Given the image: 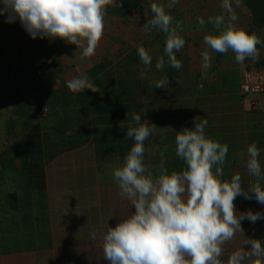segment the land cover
<instances>
[{
    "label": "crops",
    "instance_id": "1",
    "mask_svg": "<svg viewBox=\"0 0 264 264\" xmlns=\"http://www.w3.org/2000/svg\"><path fill=\"white\" fill-rule=\"evenodd\" d=\"M118 1L113 0V8ZM227 2L237 15V20L232 26L254 34L264 41V24L259 27L254 25L250 10L243 4L244 0H227ZM152 3L165 7L173 17L174 24L180 22L177 32L185 40V46L179 52H186L189 49L190 56L195 52L192 56L193 60L200 57L201 52L205 50L204 36L216 34V29L207 23L208 17H215L219 12L225 15L226 19L229 15L224 7L225 0H179L171 8L167 7L169 0H142L141 8L131 11L127 16L105 15V19L110 18L104 20L103 33L94 55L90 56L91 62L97 64L96 58L103 59L112 55L114 58L119 55L123 49L113 43V37L124 33L128 35L118 38V42L127 40L129 34L131 36L140 33L136 40L144 44L143 47L149 52L157 47L155 51L160 53L161 57L164 52L165 34L153 30L151 34L146 35L143 30V25L152 19L153 13L150 10ZM200 18L204 19V25L198 22ZM5 28H8L9 35L8 39L6 35L2 41L5 42V48L8 47L7 42L17 44L20 48L29 46L27 41H31L32 38L28 37L20 23H9ZM131 30L135 34L130 33ZM60 40L70 52V57L83 58L75 45ZM152 41L157 43L150 50L148 44ZM47 42L50 43L49 40ZM45 46H48V43ZM21 51L22 49H19V52ZM33 51L37 57L41 56L38 64L42 65L35 71L38 74L49 73L52 66L51 57L54 58L56 53L49 54L47 49L43 48ZM209 52L212 64H219L221 61L215 63V52L210 49ZM257 53L255 58H246L243 63L236 62L235 54L231 50L224 53L226 58L221 54L220 59L224 58V66L217 71L215 67L210 69L212 80L209 88L204 90L195 87L196 80L190 77L192 70L185 79H180L178 70L165 64L164 69L160 71L159 79L168 77L169 83L166 88H156V101L161 107H165L162 109V114L165 116L163 122L167 126L163 129L171 130L167 138L166 135H162L164 139L159 142L163 141L162 149L168 151L165 152L169 156L165 157L164 164L168 173L179 172L185 167L183 160L175 155L176 132L184 128H193L196 118L199 117L208 121L205 128L207 137L228 145L221 179L230 181L232 175L238 173L241 176V186L245 190L258 182L247 171L246 149L253 142L257 144L261 150L259 160L264 170V93L250 97L241 95L239 91V81L244 69L264 67V46L257 47ZM93 66L95 65L83 69L82 76L87 80L91 75L88 77L86 73ZM65 77L66 74L62 76L63 79L60 77L63 82L70 80L69 74L67 79ZM203 80L200 79V82L202 83ZM181 90L185 91L184 96H181ZM105 137L107 138L108 135ZM101 140L102 134L96 130L95 134L91 133L88 137H84L81 144L59 152L45 162L43 167L45 222L42 232L38 230L40 233L37 234L36 218L34 230L26 231L24 237L20 228H17L21 226V222L17 223L11 218V216L18 218L20 212H11L9 216L0 215V264H108L103 257V235L108 226L115 227L123 218L129 216L133 209L128 201L120 196V190L111 175L114 168L123 165L126 155H119L123 158L118 161H114L113 157L105 158L100 154L104 152L101 149L103 143ZM120 143L127 145L126 142ZM105 151L108 149L106 148ZM113 151L114 148L112 154ZM115 153L122 152L116 149ZM145 164L150 171H153L154 176L157 175L155 170L160 164V156L155 155L152 160L147 159ZM259 183L264 188V181ZM233 203L240 212L251 210L264 213V205L256 202L254 194L251 199H245L243 195L237 196ZM8 218L11 221H7ZM2 226L7 227V232ZM241 228L243 232H237L231 240L222 245L221 264H227L228 257L235 250L241 248L247 250L250 246L246 245V241L249 239H261L264 243V219L255 223L245 219L241 221ZM92 232L96 233L95 239L90 237ZM13 236H16L17 240ZM41 236L43 238H40ZM245 264H264V259L250 256Z\"/></svg>",
    "mask_w": 264,
    "mask_h": 264
},
{
    "label": "clouds",
    "instance_id": "2",
    "mask_svg": "<svg viewBox=\"0 0 264 264\" xmlns=\"http://www.w3.org/2000/svg\"><path fill=\"white\" fill-rule=\"evenodd\" d=\"M178 2L169 0L167 7ZM107 3L109 0H0V16H5L6 23L18 20L32 39L60 38L75 45L82 57H90L103 33ZM224 7L227 19L221 14L207 20L217 34L203 38L202 75L211 67L209 49L221 54L231 50L236 62L243 63L246 58H255L257 46L264 43L256 35L234 28L237 15L227 0ZM150 10L153 16L143 25L144 33L159 30L166 37L164 56L156 60L155 69H164L166 63L181 69L182 62L175 55L185 46L177 32L180 22L174 24L170 13L157 3H152ZM198 22L205 23L203 18ZM137 55L146 70L152 67V56L145 47L139 46ZM168 83V77L155 80L154 88H166ZM66 87L79 92L87 87V80L74 77L66 81ZM131 119L136 126L129 127L125 137L134 141L133 146L123 165L114 168L111 175L133 211L115 227H107L102 238L103 257L108 264H221L222 245L243 232L241 221L264 219V213L240 212L233 203L237 196L251 199L254 194L256 202L264 205V188L259 183L264 181L260 148L253 142L246 149V168L257 179L256 184L245 190L238 173L230 181L222 180L228 145L207 137L208 121L198 117L193 128L176 132L175 155L185 167L168 173L161 153L154 176L145 164V142L155 128L143 123L140 114L134 113ZM90 237L95 239L96 233ZM246 245L250 246L247 250L232 252L227 264H245L250 256L264 259L261 239H249Z\"/></svg>",
    "mask_w": 264,
    "mask_h": 264
},
{
    "label": "rangeland",
    "instance_id": "3",
    "mask_svg": "<svg viewBox=\"0 0 264 264\" xmlns=\"http://www.w3.org/2000/svg\"><path fill=\"white\" fill-rule=\"evenodd\" d=\"M111 1L106 4V16L113 15L108 12L113 5V0ZM217 15H221V13L219 12ZM4 18L5 16H0V215L9 216L12 214L11 212H20L18 218L12 216L11 218L15 219L17 223L21 222V226H17V228H20L25 237L28 231L34 230L36 218L37 234L40 233L38 230L41 232L44 230V192L41 190V178L37 171L41 169L43 172L45 162L52 156L81 144L84 137H88L91 133L95 134L98 130L102 134L101 149L104 150L100 154L105 158L113 157L114 161L121 160L123 156L119 155H127L134 143L131 138L125 137L124 133L129 127L136 126L131 119L135 113L141 115L143 123H150L154 128L158 127L145 142V147L148 149L145 154L146 163L147 159L152 160L153 156L159 157L161 153L165 157L169 156L168 153H165L168 151L162 149L163 141L159 142L164 139L162 135H166L165 138H167L171 130L163 129L164 126H167L163 122L165 116L162 114V109L165 107L163 108L157 103V90L153 85L154 81L160 78L161 71L155 69L156 60L160 57V53L155 51L157 47H154L157 41L148 44L150 50L154 48L150 51L152 67L146 70L137 55V48L144 45L138 39L136 40L141 34L136 35L132 30L130 33L135 35L130 36L129 34L127 40H122V43L118 42V38L128 34L124 33L113 37V43L118 44L121 50L123 49L119 55L114 58L113 55L103 59L96 58L97 64L94 61L91 62V57H70V52L67 51L60 38L52 40L45 38L37 43L38 47L48 51L51 47L49 45H52L56 54L50 72L38 74L35 69L39 67L41 56L37 57L34 54L31 41H27L29 46L25 48L7 42L6 46L8 47L5 48V42L2 43V41L6 35L8 39V28L5 27L9 23L3 24ZM16 22L19 23L18 20ZM209 26L212 27L211 24ZM46 43L48 46H45ZM18 48L23 52H19ZM175 55L182 62V67L178 70V77L185 79L192 70L190 77L196 80L195 87L200 90L209 88L212 80L210 69L215 67L217 71L221 66H224L223 59L226 58V55L222 54L224 58L220 59L221 62L219 64L211 62L207 73L202 75L201 56L193 60L189 49L186 52H176ZM91 65L95 66L86 73L88 77L91 75L89 80L86 79L87 87L79 92L69 90L66 87V82L62 80V76L66 74L65 78L67 79V74H69L70 80L74 77H83V69ZM21 69L23 70L20 71ZM61 69L65 70L59 73L58 71ZM204 76L206 77L204 78ZM200 79L203 80L202 83ZM182 90L180 93L181 96H184L185 91ZM21 93L24 96L23 100L34 95L26 116L31 125L39 123L40 126V148L35 151L34 156L32 153H28V149L20 148L26 133L21 131V124L10 128L11 134L6 133L9 128L7 127L8 121L16 119L12 113L14 97ZM35 102L36 105H34ZM106 135H108L107 138ZM120 142H126L127 145ZM106 148L108 151H105ZM113 148L122 153L117 154L113 151L112 154ZM7 221H11V219L8 218ZM2 229L7 232L6 226H2ZM13 237L16 239V236Z\"/></svg>",
    "mask_w": 264,
    "mask_h": 264
},
{
    "label": "trees",
    "instance_id": "4",
    "mask_svg": "<svg viewBox=\"0 0 264 264\" xmlns=\"http://www.w3.org/2000/svg\"><path fill=\"white\" fill-rule=\"evenodd\" d=\"M142 6V0H119L117 5H115V7L113 8V5L111 6V9H109L108 12H110L111 14H115L118 16H127L131 11L135 10V9H140ZM256 27L258 26H263V25H256L254 24ZM41 38H36V39H31V47L33 48V50H38L40 49L37 45V43L41 42ZM51 47H49L48 49V53L49 54H55V51L53 50L52 45H49ZM53 51V52H51ZM47 55V54H44ZM221 58V53L215 52V63H218L220 61ZM51 61L54 62V58L51 57ZM41 64H39L40 66ZM102 66V65H100ZM20 81V80H19ZM239 85H240V81H239ZM242 95V94H241ZM16 97H14L15 102H14V109L12 110V113L16 116V119H14L13 121H8L9 125L7 127V134H11L12 132H9L10 128H13L14 126H16V124H21V131L22 132H26L24 135V141H22V146L20 148H25L28 149V153H32V155L34 156L36 154L35 151H37L40 148V144H39V140H40V131H39V123H35L31 125V122H29L27 119V115L29 113V108L31 105V100L33 96H28L27 99L23 100L24 96L23 94H17L15 95ZM31 97V98H30ZM30 98V99H29ZM23 118V119H22ZM24 121H21V120ZM26 130V131H24ZM31 144V146H30ZM35 148H37L36 150H34ZM37 174L40 176L41 178V190H44V176H43V172L41 171V169H39L37 171ZM11 197V195H10ZM16 221V220H15ZM40 238H43L42 236ZM41 240V239H40ZM44 241V239H42V242Z\"/></svg>",
    "mask_w": 264,
    "mask_h": 264
},
{
    "label": "built area",
    "instance_id": "5",
    "mask_svg": "<svg viewBox=\"0 0 264 264\" xmlns=\"http://www.w3.org/2000/svg\"><path fill=\"white\" fill-rule=\"evenodd\" d=\"M2 23L8 24L5 18ZM239 91L242 95L250 97L264 93V67L244 69L241 73Z\"/></svg>",
    "mask_w": 264,
    "mask_h": 264
},
{
    "label": "water",
    "instance_id": "6",
    "mask_svg": "<svg viewBox=\"0 0 264 264\" xmlns=\"http://www.w3.org/2000/svg\"><path fill=\"white\" fill-rule=\"evenodd\" d=\"M243 4L247 7L251 14L253 23L256 25H263L264 24V2L263 0H244ZM264 42V41H262ZM264 46L258 45L257 47Z\"/></svg>",
    "mask_w": 264,
    "mask_h": 264
}]
</instances>
